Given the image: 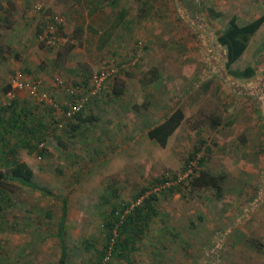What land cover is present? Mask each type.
I'll return each instance as SVG.
<instances>
[{
	"label": "rangeland",
	"instance_id": "obj_1",
	"mask_svg": "<svg viewBox=\"0 0 264 264\" xmlns=\"http://www.w3.org/2000/svg\"><path fill=\"white\" fill-rule=\"evenodd\" d=\"M55 16L62 41L51 47L42 35ZM232 16L241 23L264 16V0H0V109L16 104L28 127L47 130L38 159L28 147L37 148L38 133L8 131L11 113L0 111L6 151L15 150L33 170L32 183L46 191L3 179L5 252L20 264H59L64 234V264H264V25L233 66L253 67L255 75L237 79L217 43ZM109 64L118 75L81 122L39 108L24 93L9 97L21 69L41 81L40 94L64 107L70 98L56 79L75 87ZM179 109L185 119L168 144L152 141L149 129ZM195 153L192 167L204 159L202 169L226 174L222 194L184 188ZM174 177L183 191H158L166 194L155 202L143 236L123 259L108 255L100 263L112 211L127 206L124 220L143 190L165 179L175 183Z\"/></svg>",
	"mask_w": 264,
	"mask_h": 264
},
{
	"label": "trees",
	"instance_id": "obj_2",
	"mask_svg": "<svg viewBox=\"0 0 264 264\" xmlns=\"http://www.w3.org/2000/svg\"><path fill=\"white\" fill-rule=\"evenodd\" d=\"M214 15V11H211ZM216 17H221L222 14H215ZM264 25V16H261L257 19H254L248 23H241L238 20V17L232 16L228 22H226L224 29L217 35V43L223 48L225 53V61L227 71L235 78L241 80H249L255 75V70L253 67H247L244 70H234L233 66H235L238 62L241 61L243 56L245 55L252 38L257 34V32ZM137 64V63H136ZM157 70L154 71V79L151 82H154L158 77L156 74ZM117 80V79H116ZM91 81V80H90ZM89 81V82H90ZM88 81H82L84 84H88ZM118 86V85H117ZM114 87L113 93L115 95H120L122 93V89ZM100 97V96H99ZM90 105V104H89ZM11 113V122L8 121L7 130L13 132V129L18 130L26 137L34 138V135L38 133L39 142L46 143V132L47 130L44 128L42 130L36 128L28 127V123L24 120L21 114L18 113L16 109V104L8 107H2L0 111H7ZM2 115L0 114V121L2 120ZM82 115H79L77 119L81 122ZM185 119V114L182 110L174 111L165 121L161 122L157 126L151 127L148 131V137L155 141L160 146L165 147L168 144L169 139L175 133V131L181 126L183 120ZM58 122V121H57ZM53 120V124L57 123ZM19 147V146H18ZM28 147L36 151V147H31L30 143H28ZM31 151V150H30ZM13 157V159L6 160V173L2 174L0 172V185H2V179H6V177H10L13 180L21 182L23 185L31 186L36 190H44L35 186L33 182L34 172L33 170L25 163L20 162L15 159V151L10 150L9 152ZM44 155V153H43ZM7 157L9 155H6ZM45 156V155H44ZM196 158V153L192 154L189 158V162L194 161ZM206 161L201 159L197 166L200 169L198 171V167L196 166L193 169V173L187 179V185L184 186L186 190H193L196 188H212L217 193L222 194L224 192V187L226 184V174L222 175H212L209 170L202 169L205 165ZM188 169H186L187 171ZM198 172V173H197ZM175 178V183L171 182L169 187H165L168 191L169 195H175L183 191L181 186L184 183L178 181ZM169 179L162 180L159 184L165 185L169 183ZM164 188V189H165ZM148 189H145L141 192L139 196H142L147 192ZM45 192L46 191H42ZM164 193H152L148 198H146L142 205L134 208L132 212L126 215L125 219L122 220V215H124V211L127 210V206L124 207L121 211L115 209L112 211L111 221H108L105 224V244L104 250L100 256V263L106 259L108 255L111 257H115L117 259H123L125 253L130 251V247L135 245L137 241L140 239L144 230L149 227V222L152 219V215L156 214L155 212V202H158V198L160 195H165ZM66 212L67 207L64 206L62 221L60 224V232L64 233L65 228V220H66ZM64 234L61 236V241L63 243V255L59 262V264H64L67 254H66V245L64 242ZM118 236V237H117Z\"/></svg>",
	"mask_w": 264,
	"mask_h": 264
},
{
	"label": "built area",
	"instance_id": "obj_3",
	"mask_svg": "<svg viewBox=\"0 0 264 264\" xmlns=\"http://www.w3.org/2000/svg\"><path fill=\"white\" fill-rule=\"evenodd\" d=\"M61 22L62 21L58 16L51 18L48 22V26L42 35V40L46 43V45L55 47L61 43L63 30ZM123 67L126 66L123 65ZM118 71L119 68L116 65L109 64L103 67L101 71L98 72L87 85L80 83L79 85H75V87H69L68 85H65L63 79H56L57 85L62 87V89H64L70 98L64 107H61L60 103L53 97L46 94H40L39 88L41 86V81L37 79L30 80L24 71L17 69L14 71L11 79L12 88L9 92V97L14 99L19 96V93H24L39 108L42 109V107H48L53 110V112L60 111L66 121H74L89 106V104L93 102V99L98 98L103 93L109 80L115 79L117 77ZM63 126V123L58 121L54 125V128L60 130L63 128ZM45 150L46 143L39 142L36 148L38 159H42L44 157L43 153ZM192 164L189 165L188 170L185 173L186 179H189V176L193 173L194 167H192ZM170 185L171 182L159 187H155V189L151 191H147L135 204L132 205V208L134 209L142 205L144 200L152 193H157L158 191L164 189L165 187H169Z\"/></svg>",
	"mask_w": 264,
	"mask_h": 264
},
{
	"label": "crops",
	"instance_id": "obj_4",
	"mask_svg": "<svg viewBox=\"0 0 264 264\" xmlns=\"http://www.w3.org/2000/svg\"><path fill=\"white\" fill-rule=\"evenodd\" d=\"M3 3H5V2H3ZM47 26H48V24L44 26V30L46 29ZM15 130L16 129H13V132H15ZM19 133L21 134V132H19ZM23 136L26 137L25 135H23ZM2 139H4L3 133L0 134V170L6 169V160L9 159V157H10V160L13 159L12 158L13 156L9 153L10 149H8L9 151H6L7 148H6V145L4 143V140H2ZM16 146H18V145H16ZM13 151H15V150H13ZM6 155H9V156L7 157ZM17 158H19V157L16 156V154H15V159L18 160ZM2 182H3V179H2ZM0 197H1V191H0ZM8 234H9V232H8V229L6 228V225L0 226V236H3L2 238H4L6 240V236ZM6 243H7L6 241L0 239V264H20V260L16 257V254L12 255V253L9 251L5 252L4 244H6Z\"/></svg>",
	"mask_w": 264,
	"mask_h": 264
}]
</instances>
